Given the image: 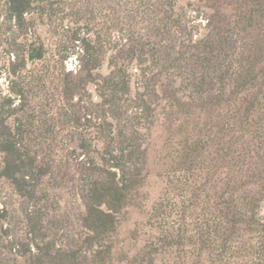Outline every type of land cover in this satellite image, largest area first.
<instances>
[{
	"label": "rangeland",
	"instance_id": "obj_1",
	"mask_svg": "<svg viewBox=\"0 0 264 264\" xmlns=\"http://www.w3.org/2000/svg\"><path fill=\"white\" fill-rule=\"evenodd\" d=\"M41 2L23 33L0 18V93L12 54L34 41L44 57L22 75L48 79L9 120H24L38 159L21 190L0 152V264H33L36 244L46 264H264V0ZM84 47L95 80L60 94L61 68L78 69ZM121 74L129 88L105 82ZM139 144L138 183L94 237L83 189Z\"/></svg>",
	"mask_w": 264,
	"mask_h": 264
},
{
	"label": "trees",
	"instance_id": "obj_2",
	"mask_svg": "<svg viewBox=\"0 0 264 264\" xmlns=\"http://www.w3.org/2000/svg\"><path fill=\"white\" fill-rule=\"evenodd\" d=\"M0 18L3 16L8 20L9 25H5L1 30L11 31L14 29L25 32L36 22V16H42L46 10L41 0H0ZM38 14L35 16V14ZM40 17V18H41ZM79 40V33L74 35ZM73 38V39H74ZM81 40V39H80ZM83 40V39H82ZM13 48L20 47L14 39L11 42ZM27 47V49H26ZM84 55L81 57V65L78 69L67 70L65 66L61 68L59 84L55 83L54 90L63 95H77V91L86 90L87 82L94 79L93 71L95 67L89 63L94 60L91 49L83 48ZM45 54L44 43L32 42L25 46V50L15 51L14 59L6 65V72L9 78L7 92L0 93V152L4 155L1 175L12 180L18 190L25 186L34 174V164L38 161L37 156L27 147L25 141V131L22 119H14L13 125L9 120L21 111L25 112L28 103L35 95L48 93V79L45 71L32 70L26 79L22 71L26 68V61L42 59ZM72 54V53H67ZM68 56V55H67ZM66 56V57H67ZM62 57V59L66 58ZM86 62V64H85ZM88 62V63H87ZM118 75L108 77L105 82L111 80L112 83L124 84L129 88L130 82L123 80L124 76ZM73 79L74 81H68ZM95 80V79H94ZM61 82V83H60ZM72 83V84H71ZM31 111V110H30ZM29 111V114H30ZM137 132V130L135 131ZM126 151V152H125ZM125 155L128 159H118L111 163L98 164V175L91 179V182L83 189L85 214L83 221L94 235V237L104 235L114 229L116 214L120 212L128 203L131 190L136 187L139 180V163L132 164L136 155L145 157V148L142 145L126 148ZM111 161V160H110ZM91 166L92 164L89 163ZM109 167V169L107 168ZM103 171V172H101ZM38 252L32 254L33 264H46L40 245L36 244ZM66 257L52 259L53 264H67Z\"/></svg>",
	"mask_w": 264,
	"mask_h": 264
}]
</instances>
